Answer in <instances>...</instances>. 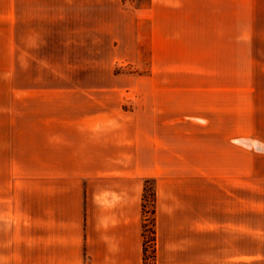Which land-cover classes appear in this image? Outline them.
I'll list each match as a JSON object with an SVG mask.
<instances>
[{"label": "crops", "instance_id": "1", "mask_svg": "<svg viewBox=\"0 0 264 264\" xmlns=\"http://www.w3.org/2000/svg\"><path fill=\"white\" fill-rule=\"evenodd\" d=\"M175 1L154 0L155 14ZM255 1L240 36L237 0L228 23L185 27L229 29L205 32L208 48L189 41L192 54L228 59L224 106L212 87L9 88L0 264H144L147 179L155 264H264V132L247 120L264 117V0Z\"/></svg>", "mask_w": 264, "mask_h": 264}, {"label": "rangeland", "instance_id": "2", "mask_svg": "<svg viewBox=\"0 0 264 264\" xmlns=\"http://www.w3.org/2000/svg\"><path fill=\"white\" fill-rule=\"evenodd\" d=\"M251 2L237 0L239 36ZM153 6L154 0H0V110L9 107L10 87L27 85L212 87L224 106L228 59L192 54L189 41L208 48L214 36L205 32L225 37L229 29L189 34L185 27L228 23L229 0H176L157 14ZM247 120L264 132V117L252 112Z\"/></svg>", "mask_w": 264, "mask_h": 264}, {"label": "trees", "instance_id": "3", "mask_svg": "<svg viewBox=\"0 0 264 264\" xmlns=\"http://www.w3.org/2000/svg\"><path fill=\"white\" fill-rule=\"evenodd\" d=\"M154 180H145L143 192V261L144 264H155L156 258V231H155V214H156V191L155 185L151 191L149 183ZM148 204L151 207H148ZM149 224V225H147Z\"/></svg>", "mask_w": 264, "mask_h": 264}, {"label": "bare ground", "instance_id": "4", "mask_svg": "<svg viewBox=\"0 0 264 264\" xmlns=\"http://www.w3.org/2000/svg\"><path fill=\"white\" fill-rule=\"evenodd\" d=\"M253 144L255 145V143L253 142Z\"/></svg>", "mask_w": 264, "mask_h": 264}]
</instances>
